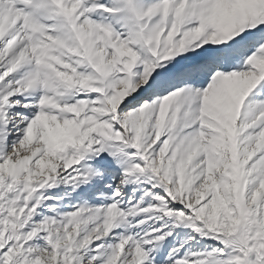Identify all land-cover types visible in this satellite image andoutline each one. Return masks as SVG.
<instances>
[{"label": "snow or ice", "instance_id": "obj_1", "mask_svg": "<svg viewBox=\"0 0 264 264\" xmlns=\"http://www.w3.org/2000/svg\"><path fill=\"white\" fill-rule=\"evenodd\" d=\"M0 264H264V0H0Z\"/></svg>", "mask_w": 264, "mask_h": 264}]
</instances>
